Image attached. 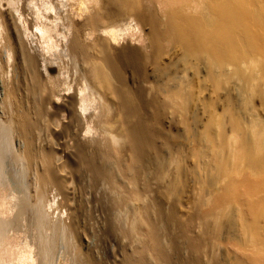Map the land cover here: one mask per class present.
I'll use <instances>...</instances> for the list:
<instances>
[{
    "label": "bare ground",
    "instance_id": "6f19581e",
    "mask_svg": "<svg viewBox=\"0 0 264 264\" xmlns=\"http://www.w3.org/2000/svg\"><path fill=\"white\" fill-rule=\"evenodd\" d=\"M260 106L264 0H0V264H264Z\"/></svg>",
    "mask_w": 264,
    "mask_h": 264
},
{
    "label": "rangeland",
    "instance_id": "374dc122",
    "mask_svg": "<svg viewBox=\"0 0 264 264\" xmlns=\"http://www.w3.org/2000/svg\"><path fill=\"white\" fill-rule=\"evenodd\" d=\"M5 8H6V6H5V3H4L2 9L5 10ZM49 13H51V15H54V12H49ZM30 16L31 15H27L28 19L31 18ZM131 43L132 44H136L135 42H131ZM31 45L35 46L36 45L35 41L34 42L32 41ZM55 66H56V64H52L51 67H55ZM254 103L258 104L259 101L255 99ZM258 111L261 112V113H264L262 111V107L261 106L259 107ZM239 112H240L239 114L242 113V116H243V114L245 115L244 111L241 110ZM197 128H200V127L197 126ZM174 132L175 133L182 132V126L179 125V124H176L174 126ZM192 145H193L192 138L189 137V138H186V139H183V140H180V141H176V143L174 145V150H173V155H174V163H173V165L177 166L180 163L181 167H182L180 172H179V176L181 178V182L178 184L179 185L178 186V190H179L178 196H179V199H180L181 203H180V205H179V202L176 204L177 217L175 218L176 224L174 225V227L176 229V227L177 228L179 227V223L180 224L181 223H187L189 220H193V223L191 224V226H192L191 227V232L192 233L188 232L189 235H195L197 233V231H198V222L200 221V216H201V212L199 211L200 208L196 204V201L198 199V195L200 193L201 187H200L198 181H196L194 174L190 170L191 166H193L195 164V162H196V158H195V156L192 153V147H191ZM184 203H185V205H184ZM108 235H107V237L105 236V238L102 237L103 239H105L107 241L102 239L103 240V243H102L101 238H100L99 241H97V243H99L98 244L99 245L98 252L100 254V257L103 256V258H105V257L109 258L112 255H118L119 252H121V251H119V246L121 244H123V243L126 244L128 242L127 238H120L118 235H116V233L111 232L110 234L108 233ZM117 237H119V238H117ZM205 238H207V239H206L205 246H203V255L206 252L210 253L211 248L213 247L212 252L214 251L213 254L214 253L216 254L215 256L219 259V261H221L224 264H231L230 262L226 261L227 260L226 257L228 255V253H229L230 256L233 255V254H232L231 251H229V252L227 251V248H226L225 244L222 243V244H219V246H218V244L217 245L215 244V246H214V243L211 242L210 238H208V237H205ZM122 239H124V240H122ZM100 243L102 244V246H100ZM119 243H120V245H119ZM117 245H118V247H117ZM216 246H217V248H216ZM110 248H111V250H110ZM104 253H105V255H104ZM181 253L182 254L178 256L179 257V261L178 260L177 261L179 263H177V264H189V262H187V261H186L187 263L185 262V259H188L189 255H191V256L195 255L196 256V253H194V254L192 253L191 254V252H190V254H189L187 252V250H185V249L183 251L181 250Z\"/></svg>",
    "mask_w": 264,
    "mask_h": 264
}]
</instances>
